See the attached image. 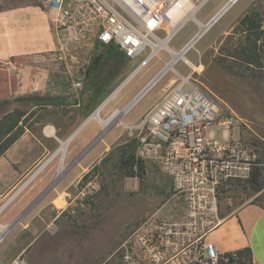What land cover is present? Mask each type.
<instances>
[{"label": "rangeland", "instance_id": "obj_1", "mask_svg": "<svg viewBox=\"0 0 264 264\" xmlns=\"http://www.w3.org/2000/svg\"><path fill=\"white\" fill-rule=\"evenodd\" d=\"M226 1L208 0L195 13V18L202 23L205 22ZM27 2L42 3V0H0V8L4 5ZM244 10H246L244 15H251L253 22L246 25L237 24L228 29ZM197 30V24L192 19L185 21L169 40V46L178 51ZM158 34L162 38L165 31L160 30ZM254 42L256 49H254ZM242 47L248 50L245 56L241 53ZM148 53L149 48L137 58L129 60L114 46L95 45L90 51L80 53L78 62H76V66L84 68L85 71L88 70L89 64L95 62L84 84L77 92L72 91L68 87L69 84H66L67 91L73 95L71 97L73 101H78L83 97V101L92 106L87 111L91 116L106 97L130 76ZM186 57L192 64L178 60L173 65L181 75H191L198 84L206 85L210 90L217 91L235 109L251 110L255 121L263 118V113L257 112L253 104H249V101L253 100L251 92L230 85L219 71H223L234 81L242 82L255 90L259 102L264 106V0H237L196 41L194 47L186 53ZM170 58L171 54L167 50H159L141 70L134 73L121 86L113 98L100 110L99 117L105 119L114 110L123 109ZM195 65L198 66V71ZM175 77L174 71H167L127 112L116 116L109 126L105 127L106 130L98 119L89 117L97 125V133L83 148L78 147L79 138H76V133L82 126L70 129L72 131L68 137L73 132L76 131V133L67 143L63 158L65 169L60 173L62 153L58 151L60 143L57 142L55 146L57 149L43 157L41 159L43 161H40L37 168L52 155L53 157L38 175L36 174L30 180L31 183L43 177H50L53 181L65 179L67 175L74 172L71 170L72 167L91 145H98V148L102 149L99 155L100 160H96L79 176L78 172L77 179L69 185L68 189H63L54 201V204L62 210L57 220L59 230L54 235L35 234L34 229L40 226L37 218L30 220L33 227L31 230H15L22 227L24 218L20 208L14 207L15 203L21 204L20 195L11 200L9 197L2 202L0 207L8 201L0 209V224L11 225V229L0 241V253L7 247L0 258L7 257L8 263L20 257L26 261V264L29 257L30 264H55L56 258L63 259L65 261L63 263L70 259L69 264H75V261H77L76 264H86L87 260L92 259L95 264L102 261L103 264H124L123 243L130 237L137 224L149 215L156 200L163 194L169 193L167 176L160 169L154 166V169H150L147 174L146 166H144V173L138 176L137 166L131 167L130 157L134 156V159L138 160L135 156L138 131L132 126L163 95ZM217 100L223 109L222 116L230 114L231 111L222 101L219 98ZM68 103L59 109L64 115L58 123L61 129H65V122H72L78 115L77 111L70 106L73 102ZM13 104L17 105L13 110H20L22 108L20 105H24L23 108H25L27 103L4 105L0 108V116L13 113V110H10ZM55 111L52 108H43L38 118L45 116L56 118ZM71 111L72 114H70ZM19 125H23L22 118ZM232 131L233 136L236 137L237 129L233 128ZM238 131L242 143L252 149L257 154L258 162L262 163L255 170L258 174V187H256L257 184L246 181L240 182L241 184L237 186L236 193L244 196L251 194L264 184V141L256 139L243 123L239 125ZM214 136L224 138L226 134L223 129H215ZM68 137L62 141L67 140ZM73 149L76 151L79 149V151L75 153ZM78 167L81 169L80 165ZM84 175L86 176L83 178ZM45 220L48 221L50 218L45 217ZM41 222L44 223L43 220ZM34 237L37 239L33 241ZM31 241L32 244L29 243ZM45 245L49 246L44 247Z\"/></svg>", "mask_w": 264, "mask_h": 264}, {"label": "crops", "instance_id": "obj_2", "mask_svg": "<svg viewBox=\"0 0 264 264\" xmlns=\"http://www.w3.org/2000/svg\"><path fill=\"white\" fill-rule=\"evenodd\" d=\"M246 10L238 15L228 29L239 23ZM54 42L50 12L44 9L42 3L27 2L4 5L0 8V108L10 103L26 102V107L23 108L24 105H20L22 107L20 110L35 111L29 118L28 126H24L22 134L0 155V204L16 193L31 175L30 173L43 161L41 159L54 151L57 142L60 143L62 139L68 137L73 129L79 125V128L82 126L76 133V138H79L80 145H77L79 148L88 145L96 136L97 125L89 119L90 112H87L92 106L83 101V97L73 101L71 98L73 95L68 93L69 86H65L67 83L63 77V62L52 52ZM82 71L86 72L84 68L76 66V61H73L72 77H76ZM219 72L230 85L251 92L253 100L249 101V104H253L257 112L263 113V118L255 121L251 110L239 111L220 93L210 90L204 84L205 87L251 130L256 139L264 141V106L259 102L257 92L242 82L234 81L223 71ZM68 102H73L70 106L77 111L78 115L72 122H65V129H61L58 123L64 115L59 109ZM16 107L17 105L13 104L10 110ZM43 108L56 110V118L47 116L38 118ZM72 113L71 111L70 114ZM215 129L220 128H209V136L215 137ZM236 129V137L233 136V131L231 137L240 139L238 128ZM223 132L226 136L217 139L230 138L227 131L223 130ZM80 139L83 140L80 141ZM98 147V145H91L72 167L71 170L74 172L61 181L43 177L32 183L27 182L12 197L17 198L20 195L21 204L15 203L14 207L20 208L23 216L25 215L22 227L15 230H31L33 227L30 220L37 218L40 226L34 229L35 234L39 236L56 234L59 230L57 220L62 210L54 204V201L63 189H68L69 185L77 179L78 172L79 176L96 160H100L99 155L102 149ZM77 151L73 149V152ZM260 165L262 163L258 166ZM145 168L148 174L154 166L147 164ZM167 179L169 193L163 194L156 200L149 215L137 224L130 237L123 243L124 264H168L173 257L187 258L196 253L205 242L212 243L221 254L249 248L251 264H264V184L251 194L244 196L236 193L237 186L244 181H231L222 185L218 191L217 212L214 217L215 224L212 227L201 226L199 222L192 219L189 224L164 227L161 230L159 226L164 221L182 220L184 211L183 200L174 195L171 181L168 177ZM45 217H49L50 220L46 221ZM142 235L149 239L148 247L139 244L138 237ZM37 237H34L33 241ZM29 243L32 244V241ZM47 246L49 245L44 247ZM6 249L7 247L1 251L0 255ZM56 259L55 264L70 262V259L66 263H63L64 260L61 258ZM5 263H7V257L0 258V264ZM103 263L102 261L98 264ZM27 264H30V257ZM86 264L95 263L92 259L87 260Z\"/></svg>", "mask_w": 264, "mask_h": 264}, {"label": "built area", "instance_id": "obj_3", "mask_svg": "<svg viewBox=\"0 0 264 264\" xmlns=\"http://www.w3.org/2000/svg\"><path fill=\"white\" fill-rule=\"evenodd\" d=\"M207 1L42 0V4L50 12L55 40L52 52L63 62L65 82L72 91H77L87 74L82 71L72 77V62H77L83 52L90 51L95 45H113L127 59L133 60L147 48L150 53V44L155 39L165 36L171 39L181 28L170 27L169 30V24L176 23L175 15L193 7L195 10L190 19L197 24L198 30L180 48L184 49L209 30L237 0H227L202 23L195 18V13ZM166 19L168 25L165 26ZM160 30L165 31L162 38L158 34ZM154 55L147 60L145 57L132 74L141 70ZM184 63L189 64V61L185 59ZM169 70L176 74L174 82L132 126L138 131L135 156L144 166L152 164L160 169L170 179L174 195L183 200L182 220L164 221L159 229L189 224L192 219L201 226L212 227L220 187L227 182L250 179L259 165L258 157L239 138L231 137L232 129L241 124L236 115L231 112L222 116L223 109L211 91L198 84L191 75H181L174 66ZM150 81L132 100L140 99L149 90L141 94ZM210 127L227 131L230 138L219 140L209 136ZM138 242L148 247L149 239L142 235ZM238 258L237 251L221 254L212 243L205 242L196 253L187 258L173 257L168 264H236ZM7 264H26V261L17 257Z\"/></svg>", "mask_w": 264, "mask_h": 264}, {"label": "bare ground", "instance_id": "obj_4", "mask_svg": "<svg viewBox=\"0 0 264 264\" xmlns=\"http://www.w3.org/2000/svg\"><path fill=\"white\" fill-rule=\"evenodd\" d=\"M235 4V3H234ZM194 8L193 7H191V8H189L188 10H187V12H185V13H179V14H177V15H175V17L177 16V20H176V23L175 24H173V23H170L169 25L170 26H168L169 27V30H171L170 29V27L171 28H175V27H178V26H180V27H182V25L184 24V22L185 21H187V20H189L190 18H192V16H193V13H194ZM174 17V18H175ZM175 20V19H174ZM163 24L166 26V25H168V20L166 19L164 22H163ZM199 39V38H198ZM197 39V40H198ZM169 40H170V38H169V36L168 37H164V38H162V39H155V42H152L151 44H150V46H151V48H152V50L150 51V53L146 56V59L145 60H147V59H149L152 55H154L156 52H158L159 50H161V49H165V50H167L170 54H171V59H169V61H167L166 63H165V65L159 70V72L155 75V77L154 78H152L151 79V81L145 86V88L143 89V91H142V93L141 94H143L144 92H146L148 89H150L151 88V86H153L165 73H166V71H167V69H169V68H171L178 60H183L184 62H185V59L186 60H188L189 61V59H187V57H186V53L192 48V47H194V45H195V43H196V41H194V42H191V43H189L187 46H185V48L184 49H179L178 51H175V50H173L170 46H169ZM189 63H191L190 61H189ZM192 64V63H191ZM195 68H196V70L198 71V66H196L195 65ZM133 74L131 73L130 74V76L127 78V79H125L108 97H106V99L98 106V108L91 114V116H90V118H96V119H98L99 121H100V123H101V125L105 128V127H107V126H109V124L112 122V120L116 117V116H118V115H120L121 113H123L125 110H127V109H130L134 104H135V102L136 101H138L139 99L138 98H136V99H134V100H130L127 104H126V106L121 110V109H116V110H114L112 113H111V115L108 117V118H105V119H102V118H100L99 117V113H100V110L113 98V96L118 92V90L121 88V86H123L125 83H126V81L132 76ZM172 82H174V80L172 81ZM105 130H106V128H105ZM68 141H69V139H67V140H65V141H60V147H59V150L58 151H60L61 153H62V156H61V162H60V166H59V173L61 172V171H63L64 169H65V167H64V165H63V158H64V152H65V149H66V147H67V143H68ZM53 157V155L50 157V158H48L46 161H44L37 169H35L32 173H31V175L27 178V180L19 187V189L16 191V193L17 192H19V190L20 189H22L23 188V186L24 185H26V183L28 182V181H30L36 174L38 175V173L46 166V164L51 160V158ZM72 167V166H71ZM69 170V169H68ZM58 171V170H57ZM64 172V171H63ZM66 173V172H65ZM64 174V173H63ZM15 193V194H16ZM14 194V195H15ZM14 195H12L11 197H10V199L9 200H11V198L14 196ZM8 202V201H7ZM6 202V203H7ZM5 203V204H6ZM5 204L3 205V206H5ZM3 206L2 207H0V209H2L3 208ZM27 211V210H26ZM25 216V215H24ZM20 221V220H19ZM15 222V221H14ZM16 223V222H15ZM14 224V223H13ZM9 229H11V225H5V224H0V232H1V234H0V237H2L3 238V236L8 232V230ZM1 241V240H0Z\"/></svg>", "mask_w": 264, "mask_h": 264}, {"label": "trees", "instance_id": "obj_5", "mask_svg": "<svg viewBox=\"0 0 264 264\" xmlns=\"http://www.w3.org/2000/svg\"><path fill=\"white\" fill-rule=\"evenodd\" d=\"M253 22V17L251 15H244L239 20V25H246ZM105 46H113V45H105ZM115 47V46H114ZM116 49L124 56V54L116 47ZM254 49L255 42H254ZM247 48L242 47L241 53L243 56L247 54ZM125 57V56H124ZM95 62L93 61L89 64L88 70L86 74L88 75L89 70L93 68ZM94 99V98H93ZM35 111L29 110H13V113H8L7 115H3L0 119V155L22 134L24 131V126H28L29 118L34 115ZM24 115V117H23ZM22 119V124L19 125L20 119ZM131 156V155H130ZM130 165L133 167L134 165L137 166V175H142L144 173V165L140 160H135L134 156L130 157ZM87 175V174H86ZM84 175L83 178L86 176ZM252 184H257L258 187V174L257 172L252 173V177L249 180ZM258 189V188H257ZM238 260L236 264H251V250L249 248H244L242 250H238Z\"/></svg>", "mask_w": 264, "mask_h": 264}, {"label": "water", "instance_id": "obj_6", "mask_svg": "<svg viewBox=\"0 0 264 264\" xmlns=\"http://www.w3.org/2000/svg\"><path fill=\"white\" fill-rule=\"evenodd\" d=\"M76 133V131L75 132H73L69 137H68V139L70 140L71 139V137L74 135ZM2 239V237H0V240Z\"/></svg>", "mask_w": 264, "mask_h": 264}]
</instances>
